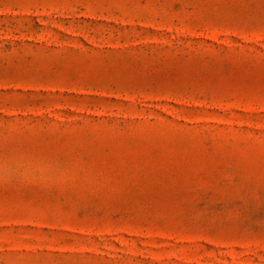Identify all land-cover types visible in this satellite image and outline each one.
<instances>
[{
  "label": "rangeland",
  "instance_id": "374dc122",
  "mask_svg": "<svg viewBox=\"0 0 264 264\" xmlns=\"http://www.w3.org/2000/svg\"><path fill=\"white\" fill-rule=\"evenodd\" d=\"M0 264H264V0H0Z\"/></svg>",
  "mask_w": 264,
  "mask_h": 264
}]
</instances>
